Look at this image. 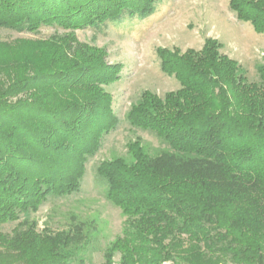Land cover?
Instances as JSON below:
<instances>
[{
    "label": "trees",
    "instance_id": "16d2710c",
    "mask_svg": "<svg viewBox=\"0 0 264 264\" xmlns=\"http://www.w3.org/2000/svg\"><path fill=\"white\" fill-rule=\"evenodd\" d=\"M237 19L264 33V0H229ZM157 0H0V28L68 30L0 41V264H84L80 227L37 230L20 219L50 196L80 190L86 162L119 119L102 85L119 78L104 50L73 30L152 14ZM207 37L199 49L158 47L179 86L141 93L125 117L166 146L133 160H101L96 174L127 227L101 264H264V61L249 80ZM119 255L114 261V255Z\"/></svg>",
    "mask_w": 264,
    "mask_h": 264
},
{
    "label": "rangeland",
    "instance_id": "374dc122",
    "mask_svg": "<svg viewBox=\"0 0 264 264\" xmlns=\"http://www.w3.org/2000/svg\"><path fill=\"white\" fill-rule=\"evenodd\" d=\"M228 3L229 0H157L155 11L146 17L73 30L78 42L103 49L108 64L121 66L119 78L102 85L112 95L113 111L119 121L87 160L80 190L48 197L37 211L21 214V220L36 222L37 230H69L79 226L83 243L78 253L83 255L84 264H101L105 249L127 227V215L107 198L96 165L114 157L133 160L126 144L137 138L150 155L166 149L153 133L131 126L125 117L144 90L161 96L179 86L172 75L161 71L156 49L165 47L180 52L199 49L205 38L211 37L221 42V52L245 69L249 80L259 79L256 67L264 61V33H257L248 22L239 21ZM67 31L55 26H41L35 32L0 28V41L48 38ZM15 224L16 221L8 222L0 229L9 232ZM118 257L115 253L114 261Z\"/></svg>",
    "mask_w": 264,
    "mask_h": 264
}]
</instances>
